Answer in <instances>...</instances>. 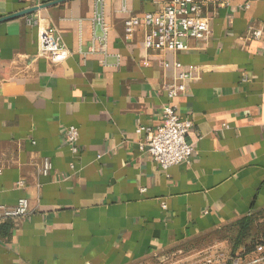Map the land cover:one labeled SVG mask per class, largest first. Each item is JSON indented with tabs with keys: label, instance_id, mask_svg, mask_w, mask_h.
Wrapping results in <instances>:
<instances>
[{
	"label": "crops",
	"instance_id": "obj_1",
	"mask_svg": "<svg viewBox=\"0 0 264 264\" xmlns=\"http://www.w3.org/2000/svg\"><path fill=\"white\" fill-rule=\"evenodd\" d=\"M124 1L129 15L158 9L104 0L106 47L87 55L101 35L95 0H0V19L54 3L0 22V206L28 204L0 224V264H157L210 247L233 256L244 251L231 247L236 223L264 212V35L248 33L264 25V0L207 5L208 40L164 57L145 56L140 28L125 38ZM48 27L70 52L61 63L38 54ZM165 60L197 75L172 101L160 89L173 74ZM167 104L192 122V153L164 170L137 130L158 127Z\"/></svg>",
	"mask_w": 264,
	"mask_h": 264
},
{
	"label": "built area",
	"instance_id": "obj_2",
	"mask_svg": "<svg viewBox=\"0 0 264 264\" xmlns=\"http://www.w3.org/2000/svg\"><path fill=\"white\" fill-rule=\"evenodd\" d=\"M92 12V25L100 30V37H93L88 54H95L98 48L105 49L108 29L105 23L104 0H95ZM230 0H154L158 9L140 16L129 15L125 1L120 12L128 17L124 20L125 38L130 39L138 28L143 30V51L145 56L165 54L177 55L189 51V42L208 40L210 18L203 13L209 4L226 5ZM56 30L48 27L39 35L38 54L50 59L54 63H61L70 52L60 43ZM249 37L259 41L264 35V25L258 29L250 27ZM105 54V52H104ZM119 56L116 55L115 66L120 65ZM107 67V65L104 63ZM173 72L170 81L161 85L169 101L187 94L188 85L197 80V75L191 68L183 67L178 61H164L163 73L168 70ZM193 125L190 120H183L178 114L176 105L167 104L162 108V123L155 129L139 128L138 133L145 134L143 147L149 157L166 170L170 167L187 163L191 157L192 146L187 142V135ZM78 131L70 126L65 130L64 142L70 154H78ZM50 163L44 161L39 173L48 175ZM18 186L22 182L17 183ZM165 208V207H164ZM28 204L25 199H20L15 207L0 206V224L7 220L23 217L27 214ZM207 248L194 256L178 258L176 253H167L155 256L157 264H264V239L256 244L249 252H242L233 256L225 255L217 250Z\"/></svg>",
	"mask_w": 264,
	"mask_h": 264
},
{
	"label": "trees",
	"instance_id": "obj_3",
	"mask_svg": "<svg viewBox=\"0 0 264 264\" xmlns=\"http://www.w3.org/2000/svg\"><path fill=\"white\" fill-rule=\"evenodd\" d=\"M253 216L244 217L235 225V233L231 239V247L233 252L239 247L243 248V252L251 251L254 246L260 243V237L252 235Z\"/></svg>",
	"mask_w": 264,
	"mask_h": 264
},
{
	"label": "rangeland",
	"instance_id": "obj_4",
	"mask_svg": "<svg viewBox=\"0 0 264 264\" xmlns=\"http://www.w3.org/2000/svg\"><path fill=\"white\" fill-rule=\"evenodd\" d=\"M253 224H252V235H260V240L264 239V212L257 214L253 217ZM207 249V248H206ZM205 250V249H204ZM176 255L178 258H187L188 256H193V254H186L182 253L181 251H176ZM201 252V251H200ZM198 254V253H197ZM196 255V254H194Z\"/></svg>",
	"mask_w": 264,
	"mask_h": 264
},
{
	"label": "water",
	"instance_id": "obj_5",
	"mask_svg": "<svg viewBox=\"0 0 264 264\" xmlns=\"http://www.w3.org/2000/svg\"><path fill=\"white\" fill-rule=\"evenodd\" d=\"M63 1H64V0H63ZM52 4H54V3H52ZM52 4H49V5H42V6H40V7H35V8L27 9V10H25V11L19 12V13L14 14V15H11V16H9V17H6V18H3V19H0V22L5 21V20H9V19L19 18V17L25 16V15H29V14H31V13H33V12H36V11L39 10V9L47 8V7H49V6L52 5Z\"/></svg>",
	"mask_w": 264,
	"mask_h": 264
}]
</instances>
